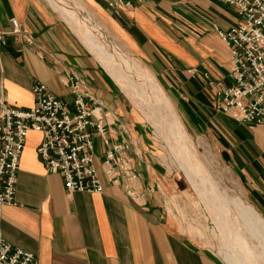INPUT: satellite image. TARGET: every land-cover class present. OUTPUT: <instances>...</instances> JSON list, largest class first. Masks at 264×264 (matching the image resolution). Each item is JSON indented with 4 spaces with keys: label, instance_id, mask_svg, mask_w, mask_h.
<instances>
[{
    "label": "crops",
    "instance_id": "1",
    "mask_svg": "<svg viewBox=\"0 0 264 264\" xmlns=\"http://www.w3.org/2000/svg\"><path fill=\"white\" fill-rule=\"evenodd\" d=\"M81 1L158 76L181 122L237 173L247 199L264 217V123L238 121L216 109L213 80L231 83L232 63L214 26L237 23L234 7L220 0ZM11 17L34 41L5 35L0 75L8 102L32 106L37 81L70 100V82L77 81L102 102L107 137L128 143L139 176L137 195L128 194L120 180H108L101 169L107 145L94 135L103 190L68 194L60 172L47 170L38 157L41 131L29 129L17 170L16 202L0 203L5 240L33 252L37 264H224L168 211L165 195L172 184L155 136L63 16L48 0H0L1 30L10 29Z\"/></svg>",
    "mask_w": 264,
    "mask_h": 264
},
{
    "label": "built area",
    "instance_id": "2",
    "mask_svg": "<svg viewBox=\"0 0 264 264\" xmlns=\"http://www.w3.org/2000/svg\"><path fill=\"white\" fill-rule=\"evenodd\" d=\"M234 7L237 23L226 29L215 25L228 47L232 63V82L213 80L216 109L238 121L264 123V0H220ZM130 3V0H115ZM10 29H0V47L5 35H19L27 43L33 35L16 17L10 18ZM70 100L51 92L46 84L32 85L34 104L29 107L11 105L4 93L0 75V203L14 204L17 170L29 129L42 133L37 154L47 170L60 172L67 193L76 190L101 192L103 183L94 161V135L107 145L102 153L101 169L105 177L121 182L130 195L135 193L139 173L126 141L111 142L110 127L105 123L107 110L96 96L71 80ZM0 264H37L36 255L22 247L11 245L0 229Z\"/></svg>",
    "mask_w": 264,
    "mask_h": 264
},
{
    "label": "rangeland",
    "instance_id": "3",
    "mask_svg": "<svg viewBox=\"0 0 264 264\" xmlns=\"http://www.w3.org/2000/svg\"><path fill=\"white\" fill-rule=\"evenodd\" d=\"M77 1L82 2L81 0ZM84 6L87 10H89V12L93 14L92 22L96 27V32L98 31L96 34L99 36H104L105 38L102 39L104 40V42H106V44L113 45V47L120 55L130 56L131 59H133L135 62L139 63L146 69L148 68L147 70L150 71L149 67L141 59H138L128 51L127 47L119 40L117 35L111 30L110 27L106 25V23L99 16L94 13L93 10H91L85 4ZM82 13L85 16L87 15V13ZM150 72L152 73V71ZM155 78L157 82L160 83V86L169 98V95L164 89V86L159 80L158 76H155ZM114 79L116 80V78ZM134 85H140V83L134 82ZM122 89L124 90L125 88ZM136 90L143 91V88L137 86ZM131 93L132 92L128 93L129 95L127 94V96H129L128 98L133 101V103L135 102L134 104L138 113L143 118V121L150 130L151 134L155 136L156 142L158 143L159 147V153L161 154L162 162L164 163V167L169 172L168 177L172 185L171 188L167 189L165 195V204L168 211L177 218V223L183 229V231L191 236L197 243L213 251L223 261L224 264H233L225 260L224 258L225 254L228 251H226L221 239L219 238L220 235L213 236V233L216 230V222L215 220H213L214 216H212V211L211 209H209L210 207H204L208 205L201 202L203 201L202 197L200 198L197 191L193 189V187L190 185L191 182L189 181V178L186 177V174L178 165V159L174 152L175 149H172L173 146L169 137L167 138L165 136L167 132V126L164 122H162L164 121L163 118L159 114V118L161 119L162 123H159V129H157V126H154L153 123L151 124V121L147 118L146 114L143 113L142 109H140L136 100L131 99ZM142 96V103H144L145 105L148 104L152 106V108H156L155 105L150 104V97H147L145 94ZM152 125L154 126V128ZM182 125L189 137L186 142L188 143V146L191 145L189 148L192 149V155H189V158L191 160L196 158L203 171H205L204 175H207L205 177L207 178L212 191L218 197H220L223 202L226 201V205H228L230 208L229 213H233L237 217L238 234L242 236L241 238L244 241V246L249 249L254 246V240H250V233L252 232L251 235H254L253 237L258 240V247L256 246V249L261 250L262 254L264 255V217L247 199L241 185V180L237 176V173L232 171L230 167H228L223 161L220 160L217 152L212 149V147H209L207 143L198 139L197 136L192 135L183 123ZM164 140H166V143H168L169 145L166 144ZM196 194L198 196H196ZM218 206V213H223L222 209H220L221 205H219V203ZM231 260L232 259L230 258V261Z\"/></svg>",
    "mask_w": 264,
    "mask_h": 264
},
{
    "label": "bare ground",
    "instance_id": "4",
    "mask_svg": "<svg viewBox=\"0 0 264 264\" xmlns=\"http://www.w3.org/2000/svg\"><path fill=\"white\" fill-rule=\"evenodd\" d=\"M69 1L74 2L75 0ZM69 1L48 0L61 16H63L65 21L68 22L80 39L82 40L83 38L82 42L87 49H89L88 51L93 52L97 59L102 63L101 65L105 67V70L116 78L122 88H125V94L127 92H132L130 94L131 99L136 100L140 109L143 110V113H145L147 118L151 121V124L153 123L154 126H157V129H159V123L164 122L166 124L167 132L165 136L167 138L169 137L174 148L171 147L172 149H175L174 152L178 159L179 167L184 171L186 177L189 178V181L191 182L190 185L193 189L197 191L200 198L202 197L203 201L201 202L208 205L204 207H210L209 209L212 211V216H214L213 220L216 222V230L214 231L213 236L220 235L219 238L226 251L229 252L225 254V260L233 264H264V255L262 254V251L256 249V246L258 247V240L253 237L254 235H251V232L250 240H254V246L250 249L244 246V241L241 238L242 236L238 234L237 217L233 213H229L230 208L226 205V201L224 200L225 202H223V200L212 191L207 178L205 177L207 175H204L205 171H203L196 158L193 160L189 158V155H192V149L189 148L191 145L188 146V143L186 142L189 137L172 102L157 82L155 76L145 67L131 59L130 56L120 55L113 45L104 42L102 39L105 38L104 36L96 34L98 31L96 32V27L92 22L93 14L85 8V3L83 4L77 0L74 3ZM82 12L85 14L87 13V15L85 16ZM134 82H138L140 85H134ZM137 86L142 87L143 91H141L142 89L140 91L136 90ZM144 94L147 97H150V104L155 105L157 109L152 108V106L148 104L145 105L142 103V95ZM159 114L164 121L161 122ZM164 141L166 143V140ZM196 196L198 195L196 194ZM218 203L221 205L220 209H222L223 213H218ZM230 258L232 259L231 261Z\"/></svg>",
    "mask_w": 264,
    "mask_h": 264
}]
</instances>
